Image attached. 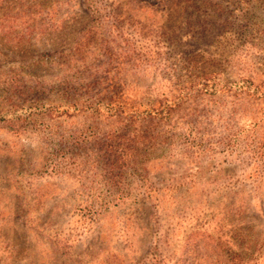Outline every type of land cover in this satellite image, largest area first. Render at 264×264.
<instances>
[{
    "label": "rangeland",
    "instance_id": "rangeland-1",
    "mask_svg": "<svg viewBox=\"0 0 264 264\" xmlns=\"http://www.w3.org/2000/svg\"><path fill=\"white\" fill-rule=\"evenodd\" d=\"M0 264H264V0H0Z\"/></svg>",
    "mask_w": 264,
    "mask_h": 264
},
{
    "label": "trees",
    "instance_id": "trees-1",
    "mask_svg": "<svg viewBox=\"0 0 264 264\" xmlns=\"http://www.w3.org/2000/svg\"><path fill=\"white\" fill-rule=\"evenodd\" d=\"M112 102L108 103L109 109L112 110ZM158 112H148V116L144 114H138L134 111L131 115H127V118L119 117L122 129L109 132L94 140L95 148L97 149V161L98 170L103 174V184L108 188H112L114 184L123 182V176L126 171L138 165L139 160H143L144 154L149 147H154V137L151 133H141L137 130H132L131 127L136 125V121L140 116L150 121L166 119L161 116L158 117ZM163 113V110H161ZM160 114V113H159ZM121 115V114H120ZM153 115V116H152ZM151 117V118H149ZM99 162V164H98ZM100 167V168H99ZM54 169L57 171L61 168L60 165H54ZM127 200V197H92L87 199V209L90 215L97 216L101 214L104 209H108L111 204L118 206Z\"/></svg>",
    "mask_w": 264,
    "mask_h": 264
}]
</instances>
